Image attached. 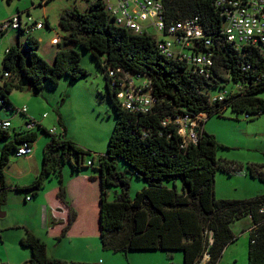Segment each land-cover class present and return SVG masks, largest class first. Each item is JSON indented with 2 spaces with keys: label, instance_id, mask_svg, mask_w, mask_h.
I'll return each instance as SVG.
<instances>
[{
  "label": "trees",
  "instance_id": "obj_1",
  "mask_svg": "<svg viewBox=\"0 0 264 264\" xmlns=\"http://www.w3.org/2000/svg\"><path fill=\"white\" fill-rule=\"evenodd\" d=\"M87 1L86 11L64 8L60 12L58 25L64 33V44L57 43L50 63L39 55V40L30 34L31 30L13 29L18 38L25 37L8 46L0 62V113L2 110L19 114L24 117L25 127L17 130L9 118L0 117V196L8 190L5 168L10 155H21L18 151L24 145L32 151L37 139L32 127L36 126L50 140L43 146L38 173L18 190L36 191L47 179H57L56 195L69 206L60 237L65 236L77 216L70 206L67 179L90 170L98 173L100 182L98 220L103 249L125 254L180 250L183 264H200L204 256V264H218L225 247L237 239L232 224L250 218L247 264H264V195L240 200L215 197L216 172L233 174L242 169V164L217 158L216 150L224 145L204 129L205 117L194 142H185L175 123L163 124L164 119L177 114L210 117L222 115L227 109L237 118L243 115L251 120L259 116L264 111V49L237 48L228 42L222 34L224 17L215 0H159L168 23L196 19L209 37L207 48H196L212 52L214 63L209 75L204 76L194 71L187 59L168 58L159 52L157 42L166 34L153 35L149 30L136 33L121 27L106 11L105 0ZM68 43L90 51L105 78L116 118L104 154L82 147L67 138L64 130L45 128L41 120L28 116L26 107H15L10 101L9 94L14 89L38 92L45 81L56 86L64 76L69 81L87 78L89 73L80 64V53L67 47ZM118 68L147 81L154 99L148 112H131L122 106L116 96L118 88L111 84L109 74ZM4 72L8 75L4 76ZM13 74L18 77L16 80ZM226 84H230L229 90ZM213 89L219 91L213 94ZM223 91L222 99L216 97ZM119 160L125 169L118 167ZM66 167L68 171L64 173ZM263 168L247 165L249 175L261 181ZM127 171L145 183L134 196L129 195ZM112 189L115 196L110 200L108 194ZM19 243L30 249V257L21 264H66L48 256L44 241L28 230Z\"/></svg>",
  "mask_w": 264,
  "mask_h": 264
},
{
  "label": "rangeland",
  "instance_id": "obj_2",
  "mask_svg": "<svg viewBox=\"0 0 264 264\" xmlns=\"http://www.w3.org/2000/svg\"><path fill=\"white\" fill-rule=\"evenodd\" d=\"M87 5V0H11L10 2L0 0V21L5 20L12 13L16 14L17 10L22 13L23 21L28 15L37 21H43L45 14L48 15L51 28L43 25L42 33H39L37 29L34 30H37L35 34L40 37L38 53L50 63V55L56 47L54 43L64 41L55 38L57 34L61 37L64 36L58 25L60 12L64 8H77L80 11H86ZM26 9H29V14ZM148 28L151 34H156L153 27ZM9 29L7 34L2 37L1 47L3 50L8 47L10 42L14 44L18 42V39H23L22 35L18 38L17 31ZM62 44L64 43L62 42ZM67 47L76 49L80 53V64L89 73L87 78L69 81L70 79L64 76L58 79L56 86L45 81V86L38 92L25 88L14 89L9 97L15 107H26L28 116L38 121L41 120L47 129L54 128L55 132H63L64 126L67 138L92 152L94 151L95 154H104L116 118L108 98L105 78L90 51L76 43H68ZM13 78L16 80L18 77L13 74ZM225 88L229 90L230 84H226ZM69 91L71 92L70 97L64 102L62 98H65V94L68 97ZM218 91V89H213L212 93L215 94ZM261 94L264 97V91ZM32 109H34L33 114H30L29 111ZM43 114L45 116H42ZM59 116L61 123L58 121ZM0 117L9 118L17 130L23 129V125L25 127L24 117L13 111L5 113L1 110ZM203 127L224 145L216 150L218 159L239 163L243 166L241 170L235 171L233 174L220 170L216 172L214 178L215 197L217 199L240 200L264 195V181L250 176L247 169L249 164L264 166V111L250 120L245 119L243 115L237 118L235 113L227 109L222 115L205 117ZM32 130L36 132L37 139L30 154L31 157L24 162L26 156L20 159L21 156L15 152L10 155L9 164L12 165L10 168L19 175L14 181H19V183L31 181L30 177L40 169L42 151L38 149L39 145L43 141L49 142L50 140V137L36 126H33ZM16 161L19 167L15 163ZM23 162L25 164H22ZM21 165L30 168L27 167L29 172L25 175H20L16 169ZM66 166L69 167L68 164ZM68 167L64 168V173L68 171ZM118 167L126 168L121 160L118 161ZM10 168L8 165L5 169L8 181H10ZM126 175L130 181L129 195L134 196L145 183L129 171L126 172ZM52 180L58 182L56 178L47 179L46 190ZM18 189L11 187L10 191H8L9 189L4 190L0 196V261L8 264H21L30 257V249L19 243L20 235L24 233L25 236L28 227L40 229L44 239L47 240L46 229L40 228L39 220L42 218L37 210L43 190L34 192L30 202L24 201L23 198L35 190ZM114 196L115 191L112 189L109 191L108 198L111 200ZM250 223V218H243L232 224V230L236 233L237 239L225 247L218 264H247L248 226ZM57 238H60V235ZM54 242L58 243L57 249L54 247V243L48 242V254L59 255L63 258L69 257L68 260H64L66 264H183V255L179 250L170 252L143 250L125 254L103 249L99 236L83 242L75 238L62 237ZM206 261L207 256H204L200 264H204Z\"/></svg>",
  "mask_w": 264,
  "mask_h": 264
},
{
  "label": "built area",
  "instance_id": "obj_3",
  "mask_svg": "<svg viewBox=\"0 0 264 264\" xmlns=\"http://www.w3.org/2000/svg\"><path fill=\"white\" fill-rule=\"evenodd\" d=\"M215 5L224 17L222 34L228 42L237 48L261 46L264 49V0H215ZM105 9L113 21L121 27L136 33L146 32L149 30L148 27H153L156 34H166L157 42V49L161 54L168 58L187 59L194 71L204 76L209 75L214 63L212 52L198 51L196 48L200 45L207 48L210 40L196 19L188 18L168 23L164 20L163 5L159 0H105ZM44 24V21H37L30 15L23 21L21 14L16 13L0 22V33L9 28H23L25 31H30L42 28ZM5 50L1 47L0 38V62ZM3 74L8 75L6 72ZM109 74L112 77L111 84L118 88L116 96L125 109L136 113H146L151 109L154 99L146 80L124 72L120 68L116 69L115 73L110 70ZM115 81L119 82L116 84ZM224 94L225 91L216 97L222 99ZM202 116L206 117L204 114L196 116L177 114L164 119L163 124L170 121L175 123L184 141L194 142L197 139V128L201 124ZM30 152L31 149L24 145L19 149L18 154ZM29 199L30 196H27L26 200ZM261 211L263 212L264 208ZM0 264L7 263L0 261Z\"/></svg>",
  "mask_w": 264,
  "mask_h": 264
},
{
  "label": "crops",
  "instance_id": "obj_4",
  "mask_svg": "<svg viewBox=\"0 0 264 264\" xmlns=\"http://www.w3.org/2000/svg\"><path fill=\"white\" fill-rule=\"evenodd\" d=\"M44 1H46V0H44ZM17 12H20V11L17 10ZM26 12L29 14V9H26ZM14 14L15 13H12L11 16H13ZM11 16L9 15L8 18H10ZM8 18H6V19H8ZM43 21L45 23L44 24L45 26H47L48 28H51V22H50L48 15L45 14V19ZM42 28L37 29L39 31V33H42L41 32ZM9 30L10 29H7L6 31L1 33V44H2V37L4 35H6ZM37 30L33 29L34 32L33 31L30 32V34L35 36L39 40L40 37H37V35L35 34V31H37ZM24 37L25 36H23L22 40L20 39L21 42L24 40ZM14 38H15V35L13 36V39ZM55 38L62 39L63 36L61 37L57 34L55 36ZM58 42L59 41H56L54 43V45L57 46ZM11 44L12 43L10 42V44H8V46H10ZM55 51H56V47L54 49V52L51 53V55H50L51 62L53 61ZM67 93H68V90H67ZM70 93L71 92L69 91L68 97H67V94H65V98L63 99L64 102H65V100H67V98L70 97ZM85 94H84V96H85ZM10 101H11V99H10ZM12 104H13V102H12ZM33 111H34V109H32V111L30 110L29 113L33 114ZM58 121H59V123H61L60 116L58 117ZM41 124L46 128V126L44 125V123H42V121H41ZM63 129H64V132L66 133L64 126H63ZM46 142L47 141H43L39 145L38 149H40V151H42L43 146L46 144ZM33 147H34V144H33ZM30 154L31 153L18 155V156H21L20 159H23L22 157L26 156V157H24V159H25L24 162H26L28 160V158L31 157ZM24 162L22 164H25ZM15 163L18 164L17 161ZM8 165H9V168L12 167V165H10V164H8ZM17 166L19 167V164ZM18 167H16V169L18 170L20 175H25L27 172H29L28 169H30L28 166H27L28 167V169H27V167L25 165H21L20 168H18ZM33 168L35 169L36 167H33ZM37 173H38V170H36L34 172L33 176L30 177L31 179H29V180L32 181ZM6 176L7 175L5 174V180H6V183L8 185V189H9L8 191L11 190V187H14V188H20L21 187L22 188L23 186L28 185L31 182V181H28V182L25 181L27 183H24V182L19 183V181H14V179H16V176H19V175L15 174L14 169H12V168H10V171H9L10 181L7 180ZM67 180H68L67 191H68V198L70 201V206H72L76 210L77 216H76L75 221L72 223V225L67 230L65 236H63V238H65V237H69L71 239L75 238L80 242L86 241L87 239L96 238L97 236H99L98 212H99L100 182H99L98 173L96 171L84 170L81 173H79L73 177H69ZM42 187H43L42 189L41 188L36 189V191H34V192H40L43 190L42 195H41V199H40L39 204L37 206V210H38V213L41 214V218H42V220H39V225L41 226V227L40 226L39 227L46 229L45 237L47 238V240L44 239V237H43L44 235H42L41 230L37 229L36 227H34V228L28 227V231H30L36 237H38L42 241H44V243L46 244V250H47V254H48V248H49L48 242L54 243L53 245L57 249L58 243L56 244L54 241L56 239L62 238V237H60V238H57V237L60 235V233L62 231V227L68 219L69 206L66 205L65 203H63L56 195V193L58 191V182H56L55 180H52L49 187H47V190H46V182H44V185ZM27 196H31V199L28 200L31 202L33 195L29 194V195H26L25 197H27ZM25 197L23 198L24 201H25ZM23 236H24V233L20 235V238ZM20 238H19V240H20ZM181 253H182V251H181ZM48 256H50L52 258H58L61 260H65V261L68 260V258H69V257L63 258V257H60L59 255H49V254H48ZM24 258H26V257L24 256ZM26 260H24V262Z\"/></svg>",
  "mask_w": 264,
  "mask_h": 264
}]
</instances>
